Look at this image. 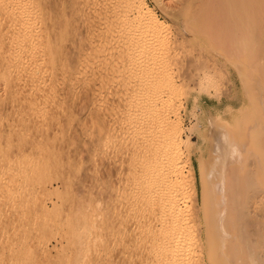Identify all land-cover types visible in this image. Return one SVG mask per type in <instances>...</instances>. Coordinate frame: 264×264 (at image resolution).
<instances>
[{
	"label": "rangeland",
	"instance_id": "obj_1",
	"mask_svg": "<svg viewBox=\"0 0 264 264\" xmlns=\"http://www.w3.org/2000/svg\"><path fill=\"white\" fill-rule=\"evenodd\" d=\"M145 1L163 23L157 32L146 28L122 0H10V8L0 10V264H149L145 255L157 232L144 239L143 229H137L141 221L157 220L160 229L161 220H171L167 206L175 204L187 243L203 232V205L212 187L203 179L209 166L224 159L221 168L228 161L222 145L218 153L223 155L213 151L214 134L244 137L240 143L253 133L251 144L256 140L263 149L264 2L249 0L257 6L243 16L246 26L242 19L235 27L233 17L226 21L232 22L229 28L225 11L219 6L209 10L201 0H189L193 10L188 13L181 7L185 0ZM180 9L184 17L177 15ZM234 29L257 35L245 55L244 44L231 41ZM130 44L137 54L126 58ZM9 66L19 69V78L11 77ZM168 119L178 124H165ZM170 126L179 136H169ZM172 139L184 142L173 146ZM248 144L244 148L252 147ZM212 153L218 156L210 164ZM153 156L161 170L173 161L175 174L160 180L161 174L145 165L154 164ZM217 157L224 158L218 162ZM234 166L232 173L239 169ZM216 170L214 176L223 173ZM239 171L236 180L246 170ZM249 191L234 196L240 193L245 199L238 197L237 203L253 230V222L264 223V192ZM81 220L93 229L83 233ZM197 256L208 264L204 255Z\"/></svg>",
	"mask_w": 264,
	"mask_h": 264
},
{
	"label": "bare ground",
	"instance_id": "obj_2",
	"mask_svg": "<svg viewBox=\"0 0 264 264\" xmlns=\"http://www.w3.org/2000/svg\"><path fill=\"white\" fill-rule=\"evenodd\" d=\"M10 0H0V10H1V12L4 10V12H5V10L7 9V8H10V5L8 6V5H6V3H8ZM123 1V4H124V6L126 7V9H128V10H130L129 12H133V13H135V14H137L138 16H140V21H142V23H143V25L146 27V28H151V30H153V31H156L158 28H160V29H162V26H163V23L158 19V17L155 15V13H153L151 10H150V8H149V6L147 5V3H146V1L145 0H122ZM194 1V0H193ZM193 1H192V4H193ZM203 3H205V2H207L206 3V8L208 7L209 8V10H211L212 8L210 7V6H214L213 8L215 9L216 8V10L218 9V6L220 7L219 9H221V10H224L225 11V13H226V15L229 17V19H228V17L226 16V19H225V22L227 21H230L233 17H237L236 19V22H234L233 20H235V18H233L231 21L233 22V25H235V27H238L239 25H241L243 22H239V21H241L242 19H244V21L246 20V18L247 17H249L248 15H250V13L247 15V13L249 12V11H251V13H252V8H253V10L255 9L254 7H256L257 5H251V4H248V2H249V0H247V1H245V0H205V1H203V0H201ZM201 1H199V2H201ZM263 2H264V0H262ZM261 1V2H262ZM160 2V1H159ZM198 2V3H199ZM201 2V3H202ZM185 3L186 4H184V2H183V4L184 5H182L181 4V7H183L184 6V10L186 11V13H188V12H190V11H192L193 9H192V7H193V5H192V7H191V2L189 3V0H185ZM202 3V4H203ZM14 5V4H13ZM187 7H186V6ZM263 5V4H262ZM16 6V5H15ZM197 6V5H196ZM198 6L200 7V9L202 10L203 8H201V4L199 5L198 4ZM217 6V7H216ZM250 6H252V8H250ZM254 6V7H253ZM185 7H186V9H185ZM261 7V6H260ZM194 8H195V6H194ZM224 8V9H223ZM263 10H264V6H262L261 7ZM179 8H177V10H178ZM204 9H205V5H204ZM203 9V10H204ZM247 9L249 10V9H251V10H249L248 12H246L247 11ZM20 10V9H19ZM202 10V11H203ZM213 10V9H212ZM180 11H181V9L177 12L178 14L177 15H180V14H182V16L183 15H185V11H184V13H180ZM197 11H199V8H198V10ZM196 11V12H197ZM0 12V13H1ZM12 12V11H11ZM182 12V11H181ZM195 12V11H194ZM245 13H246V18L245 17H243V16H245ZM254 14H255V11L253 12ZM9 14V13H8ZM175 14V13H174ZM188 16V15H187ZM2 17V16H1ZM5 17V16H4ZM178 17V16H177ZM184 17V16H183ZM182 17V18H183ZM231 18V19H230ZM132 19V18H131ZM227 22H226V24H227ZM232 22H230V23H228L227 24V26H229V28L231 27V25H232ZM246 22V21H245ZM131 23V22H130ZM133 23V22H132ZM131 23V24H132ZM234 23H236V24H234ZM131 24H130V28H131ZM246 24H247V22L245 23V26H246ZM127 25V24H126ZM134 25V24H133ZM132 25V26H133ZM142 25V24H141ZM140 26V25H139ZM126 27V26H125ZM129 28V29H130ZM133 28V27H132ZM131 28V29H132ZM135 28V27H134ZM233 28H234V26H233ZM22 29V28H21ZM125 29L126 28H124V31H125ZM138 29H141V27L140 28H138ZM231 30H232V28H231ZM128 31V30H127ZM131 31V30H130ZM134 31V30H133ZM233 31H235V29L233 30ZM20 32H22V31H20ZM157 32V31H156ZM13 33V32H12ZM5 34V33H4ZM23 34V33H22ZM156 34V33H155ZM159 34V33H158ZM14 35L17 37L19 34H17L16 35V32H14ZM21 35V34H20ZM130 35V34H129ZM160 35V34H159ZM159 35H157V36H159ZM232 35V34H231ZM15 36H13L12 38H15ZM23 36V35H22ZM21 36V37H22ZM132 36V35H131ZM137 36H138V34H137ZM256 36L257 35H255V33L253 32V33H244V32H241V31H235L234 33H233V37L231 38V41H232V43L233 44H235V43H240V44H244V46H243V49H242V52L241 53H243V51H245V53H246V47L248 46V44L249 43H251L254 39H256ZM130 37V36H129ZM134 37V36H133ZM136 37V36H135ZM141 37V36H140ZM139 37V38H140ZM9 38H11V37H9ZM8 38V39H9ZM28 38V37H27ZM138 38V37H137ZM7 39V38H6ZM18 39H19V37H18ZM142 39V38H141ZM233 39V40H232ZM14 40V39H13ZM16 40H17V38H16ZM134 40V39H133ZM9 41V40H8ZM20 41H23V40H20ZM24 41H25V38H24ZM27 41V40H26ZM135 41V40H134ZM7 42V41H6ZM11 42H13V41H11ZM29 42V41H28ZM130 42V41H129ZM136 42V41H135ZM141 42V41H140ZM17 43H20V42H18V40H17ZM24 43V42H23ZM132 43H134V42H132ZM14 44H15V42H14ZM137 44H139V42L137 43ZM8 45V44H7ZM22 45V44H21ZM140 45V44H139ZM12 46H13V44H12ZM18 46H20V44L18 45ZM130 46H132L131 44L128 46L127 45V47L130 49ZM134 46H136V44H134ZM145 46V45H144ZM147 46H149V45H147ZM146 46V47H147ZM3 47V46H2ZM152 47V46H151ZM5 48V47H4ZM132 48V47H131ZM133 48H135V47H133ZM138 48V47H137ZM129 49H128V51H126L128 54H127V56H126V58H131L132 57V55L133 54H137V52H133V51H131V49H130V51H129ZM136 49V48H135ZM145 49V48H144ZM143 49V50H144ZM2 50V49H1ZM0 50V51H1ZM126 50V49H125ZM134 50V49H133ZM146 50H148V49H146ZM10 51V50H9ZM12 51V50H11ZM138 51V50H137ZM8 52V51H7ZM125 52V51H124ZM142 52V51H141ZM144 52V51H143ZM4 53H5V51H4ZM145 53V52H144ZM167 53V52H166ZM245 53H243L244 55H245ZM3 54V53H2ZM125 54V53H124ZM140 54V53H139ZM152 54V53H151ZM231 54V53H230ZM153 55V54H152ZM156 55V54H155ZM160 55V54H159ZM232 55V54H231ZM125 56V55H124ZM134 56V55H133ZM165 56H167V54L165 55ZM243 56V55H242ZM135 57V56H134ZM137 57V56H136ZM141 57V56H140ZM162 57V56H161ZM231 57V56H230ZM148 58V57H147ZM234 58V57H233ZM5 59V58H4ZM8 59V58H7ZM10 59V58H9ZM133 59V58H132ZM143 59V58H142ZM141 59V60H142ZM126 60H128V59H126ZM139 60V59H138ZM147 60V59H146ZM156 60V59H155ZM12 60H10V62H11ZM14 61V60H13ZM161 61V60H160ZM165 61V60H164ZM9 62V63H10ZM141 62V61H140ZM12 63V62H11ZM17 63V62H16ZM21 63V62H20ZM42 63V62H41ZM13 64H15V63H13ZM13 64H12V66H13ZM0 65H1V63H0ZM13 67H15V66H13ZM53 67V66H52ZM17 68V67H16ZM8 69L9 70H11L12 68H11V66H9L8 67ZM33 69V68H32ZM19 70V69H18ZM18 70H16L15 71V68L14 69H12V74H10L9 72H7V73H9L10 75H11V77L14 79V77H16L17 76V74H18ZM51 70V69H50ZM3 71V70H2ZM38 71V70H37ZM37 71H35V72H37ZM2 73V72H1ZM5 76H6V74H5ZM18 76H20V74L18 75ZM17 76V77H18ZM19 78V77H18ZM9 79V78H8ZM7 79V80H8ZM12 79V80H13ZM11 80V79H10ZM18 80V79H17ZM14 81V80H13ZM19 81H21V80H19ZM21 83V82H20ZM19 84V83H18ZM10 86V85H9ZM11 87V86H10ZM14 89H15V87H14ZM15 91V90H14ZM26 92V91H25ZM155 96H156V94H155ZM156 101V100H155ZM134 102V101H133ZM145 102V101H144ZM150 102V101H149ZM130 105V104H129ZM154 105V104H153ZM133 106V105H132ZM152 106V105H151ZM140 107V106H139ZM153 107V106H152ZM144 108V107H143ZM161 109V108H160ZM148 110V109H147ZM162 110V109H161ZM131 111V110H130ZM139 111V110H138ZM136 112V111H135ZM144 112H146V111H144ZM164 112V111H163ZM140 114V113H139ZM141 114H143V113H141ZM162 114V113H161ZM178 114V113H177ZM135 115L136 114H134V117H135ZM145 115V114H144ZM129 116V115H128ZM145 117V116H144ZM177 117H178V115H177ZM152 118V117H151ZM159 119V118H158ZM257 119H259V117L257 118ZM256 119V120H257ZM178 120V119H177ZM261 120V119H260ZM259 120V121H260ZM169 121H172L171 119L169 120H167V122L165 123V124H167ZM174 121V120H173ZM176 121V120H175ZM169 122V124H174V125H177L178 124V122ZM160 122H161V120H160ZM147 123V122H146ZM145 123V124H146ZM177 123V124H176ZM262 123V122H261ZM260 122L258 123V124H261ZM159 124V123H158ZM131 125V124H130ZM174 125H172V126H174ZM142 126V125H141ZM169 126V125H168ZM261 126L262 125H260L259 127L261 128ZM130 127V126H129ZM175 127V126H174ZM178 127V126H177ZM161 128V127H160ZM171 128H173V127H171L170 126V130H168L170 133V135L169 136H171V134L173 133V135H174V133H175V135H177L178 133L177 132H174L175 130L176 131H178V129L176 128H173V129H175V130H173V129H171ZM258 128V127H257ZM256 128V130H258ZM127 129V128H126ZM129 129V128H128ZM137 129V128H136ZM260 130V129H259ZM259 130H258V133H260L259 132ZM137 131H138V129H137ZM141 131H142V129H141ZM145 131V130H144ZM254 131V130H253ZM260 131H262V130H260ZM178 132H180V131H178ZM248 132V131H247ZM250 132V131H249ZM139 133V132H138ZM143 133V132H142ZM168 133V132H167ZM177 133V134H176ZM256 133V132H255ZM257 133V135L259 136V134ZM261 133H263V131L261 132ZM250 134H251V132H250ZM141 135V134H140ZM167 135V138L169 137ZM241 135H243V134H241ZM240 135V136H241ZM248 135L249 134H247V138H248ZM252 136H250L251 138L253 137V133L251 134ZM134 136H135V132H134ZM178 136H179V134H178ZM234 135H232V136H230L229 134H222V133H219V132H216L215 134H214V137H213V147H212V149H213V151H217V154H222L221 152L220 153H218V151H220L219 149H220V145H222L221 146V148L222 147H224L223 148V151H222V149H221V151L222 152H224V151H227V156L228 157H225V155H226V152H224L222 155L226 158V160H228L227 161V163L225 162L224 164V166H225V168L223 169L222 167H224V166H222L221 165V168H222V171H223V173H220V178H219V176L218 175H215V176H218V178H219V180H218V178L217 179H214L213 178V176H214V174H213V171L215 172V169H219L218 170V172H217V170H216V174H219V171L221 170V168H220V166H218V164L220 165V163L221 162H224L225 160L223 159L224 157H222V158H219V157H217V161L219 162V160L220 159H223V161H221V162H219L218 164L215 162V160H216V158H215V156L217 155H213V153H212V158H210L211 159V162H210V164L211 163H213V161L215 162V164H213V166H209V167H212V169H213V167H215L214 165H216L217 164V167H219V168H214V170H212L211 169V171H207L208 172V174L209 175H207L206 174V176L204 177V179L203 180H205V178H208V182L209 183H211V184H209V183H207V185L206 186H208L209 187V185H212V187L210 186V192H209V196H208V200H207V204L206 205H203L204 207H205V214L204 215H206V218H205V220L203 221V229L204 230H202L203 232L201 233V235L196 239V240H191V242H189V243H187V239H186V237H184L183 236V234H181V233H184V231L186 230V228H184L185 230H182V228H181V226L183 225V220H181L182 219V217H181V212L179 211V209L178 210H175V207H174V205H171V203H169V205H171V206H167V207H169V211H168V213L169 214H166L171 220H167V218H166V220H165V224H167V226H165V224H163V222L164 221H162L161 220V224L160 225H162V229L160 228V229H158V227H156V225H155V222L156 223H158V221L157 220H143V221H141V222H143V224H141L139 221V219H138V223H140L141 224V227L139 226V228H137L138 230H140V229H143L142 231H141V235L143 236V238L145 239V237H147V235L148 236H150L151 235V232L154 230H156V232L157 233H155L154 234V232H153V234H152V236H153V243H149V245H148V247H147V249H148V251H146L147 252V254L145 255L147 258V260L148 259H150V260H148L149 261V264H201V261H202V256H201V260L199 259V257L197 256V255H204L203 257H205V260H207V263L208 264H264V223L263 222H253V223H255L254 225H256L255 226V229L253 228V230L251 229H248L249 227V225H247V223H246V220H244V216L246 217V213L244 214V216H243V214L242 213H244V211L242 212V211H240V208H243V207H241V205H240V202H238L237 203V198L238 197H240V196H242V195H239L240 193H237V195H235L234 196V194H236V192H238V191H242L243 192V190H244V192L247 190V189H250V191H252V190H257L258 191V189H259V191L261 190V191H263L264 192V147H263V143H262V141H261V145H262V148L263 149H261L260 148V143L259 142H257L258 143V145H256V140H255V143L254 144H251L252 143V141H254V139L253 140H251V138L249 137L248 139H250V145L252 146V147H254V149L256 148V146H257V148L254 150H252V147L250 148L249 147V149L248 148H244V147H247V146H244L245 144H248V139H247V143L246 142H244V141H242L241 140V142H244V143H242L241 144V142L240 143H238L237 141L238 140H240V139H243V138H240L239 136H238V138L237 137H234V139L235 140H233L231 137H233ZM257 136V137H258ZM138 137V136H137ZM174 137V136H173ZM173 137H171V138H173ZM255 137H256V135H255ZM257 137H256V139H257ZM261 137V136H260ZM134 138H136V136L134 137ZM145 138V137H144ZM170 138V137H169ZM168 138V139H169ZM171 138H170V140H171ZM174 138H176V137H174ZM227 138V139H226ZM240 138V139H239ZM259 138V137H258ZM262 138V137H261ZM138 139H139V137H138ZM140 139H141V136H140ZM139 139V140H140ZM167 139V140H168ZM180 139V138H179ZM224 139L225 140H227V142L225 143V144H222V142L224 141ZM260 139V138H259ZM176 139H172V142H173V146H174V144H176L175 142H178L179 144H180V142H179V140L178 141H175ZM135 141H138L137 139L135 140ZM257 141H258V139H257ZM264 141V140H263ZM140 142V141H139ZM144 142V141H143ZM184 142V141H183ZM182 142V143H183ZM142 143V142H141ZM167 143V142H166ZM170 143V141H168V144ZM177 143V145H178V147L182 144H178ZM224 143V142H223ZM171 144V143H170ZM244 144V145H243ZM248 144V145H249ZM141 145V144H140ZM147 145V144H146ZM172 145H170V146H172ZM177 145H175V146H177ZM224 145V146H223ZM241 145H243V146H241ZM255 145V146H254ZM152 146V145H151ZM169 146V145H168ZM149 148H150V146H148ZM135 148V147H134ZM138 148H140L139 146H138ZM170 148H172V147H170ZM177 147H175V149H176ZM180 148V147H179ZM178 148V150H180ZM226 148V149H225ZM143 149V148H142ZM141 149V150H142ZM246 149H248V150H246ZM140 150V149H139ZM171 150V149H170ZM172 150H173V148H172ZM171 150V151H172ZM259 150L261 151V154L259 153ZM153 151H155V150H153ZM171 151H169V152H171ZM173 151H175V150H173ZM172 151V152H173ZM246 151H248V152H246ZM253 151H257L256 152V154H254L253 153ZM263 151V152H262ZM143 152H145V151H143ZM175 152H178L177 150L175 151ZM244 152L245 153H248L247 155L246 154H244ZM146 153V152H145ZM150 153H152V152H150ZM178 153H181V152H178ZM250 153V154H249ZM252 153V154H251ZM148 154V153H147ZM157 154V153H156ZM215 154V153H214ZM243 154H244V156H243ZM153 155H155V154H153ZM165 155V154H164ZM177 155H180V154H177ZM246 155V156H245ZM252 155H253V158L251 159V157H252ZM147 156V155H146ZM167 156V155H166ZM166 156H164L165 158H166V160H168V156L166 157ZM171 156H173V155H171ZM218 156V155H217ZM251 159V162H249L250 160L248 159V157ZM143 157H145V154H144V156ZM142 157V158H143ZM154 158H155V156H153ZM162 157V156H161ZM160 157V158H161ZM247 157V158H246ZM141 158V159H142ZM154 158H153V160L152 161H150V162H152V164H153V161H155L154 162V164L155 163H157L158 162V160H156V158H155V160H154ZM174 159H175V157H173ZM219 158V159H218ZM230 158V159H229ZM143 159H146V157L145 158H143ZM157 159H159V157L157 158ZM171 158L169 157V160H170ZM173 159V160H174ZM209 159V160H210ZM148 160V156H147V159H146V161ZM163 160H165V159H163ZM162 160V161H163ZM172 160V159H171ZM170 160V161H171ZM248 160V161H247ZM144 161V160H143ZM157 161V162H156ZM160 161V160H159ZM172 162L173 161H171V163L168 161L167 162V167H165V169H164V165H163V170H161L162 169V167H161V169L158 167L159 166V164L160 163H157V165L155 164H153V165H151L150 167H149V165H147L146 164V162H145V165L148 167V169L149 170H153V171H155V175H157L158 174V176H159V173L161 174L160 176L162 177V179H160V180H163L164 181V179L163 178H165V175H167V174H173L172 172H173V169H175V167H177L176 166V164L173 166L172 165ZM175 162L177 163V161H176V159H175ZM174 162V163H175ZM209 162V161H208ZM234 163V165L236 164V165H238L239 166V169H240V171H239V169L237 168L236 170L237 171H239V172H241L242 170H246L245 171V173L244 172H241V173H243V174H241V175H243L242 177L243 178H241V180H239V177H238V179L236 180V177L239 175H237V173H236V170H234L233 171V173H232V168L231 167H233L234 165L233 164H231V163ZM148 163V162H147ZM163 163V162H162ZM202 164V163H201ZM227 164V165H226ZM140 165V164H139ZM142 165V164H141ZM162 164H160V166H161ZM233 165V166H232ZM143 167H144V164H143ZM203 168H205L204 166H202ZM230 167V168H229ZM235 168H236V166H234ZM234 167H233V169H234ZM202 168V169H203ZM142 169V168H141ZM148 169H146V167H145V170H148ZM206 169V168H205ZM160 171V172H157V171ZM176 170V169H175ZM174 170V171H175ZM208 170H210V169H208ZM222 171H220V172H222ZM135 172V171H134ZM157 172V173H156ZM176 172V171H175ZM202 172H203V170H202ZM210 172H211V175L213 174V176L212 177H210L211 175H210ZM225 172V173H224ZM236 173V175H235V173ZM238 172V173H239ZM149 173V172H148ZM148 173H147V175H148ZM179 173V172H178ZM143 174H144V172H143ZM175 174V173H174ZM173 174V175H174ZM223 174V175H222ZM246 174V175H245ZM255 174L256 175H258L257 177H259V180H258V178H256V176H255ZM164 175V176H163ZM179 175V174H178ZM177 175V176H178ZM233 175H234V177H233ZM138 176V175H137ZM157 176V177H158ZM169 176V175H168ZM176 176V177H177ZM179 176H182V175H179ZM210 178H209V177ZM214 176V177H215ZM226 176V177H225ZM254 176V177H253ZM152 177V176H151ZM241 177V176H240ZM214 180H213V179ZM235 178V179H234ZM245 178V179H244ZM254 178H255V180H254ZM155 179V178H154ZM158 179H159V177H158ZM166 179V178H165ZM174 179V178H173ZM177 179V178H176ZM179 179V178H178ZM177 179V180H178ZM182 179H185V178H182ZM182 179H180V181L182 180ZM211 179V181H209ZM156 180V179H155ZM207 180V179H206ZM215 180H217V181H215ZM147 181H148V179H147ZM154 181V180H153ZM158 181V180H157ZM168 181V177H167V180H166V183H168L167 182ZM183 181V180H182ZM181 181V182H182ZM170 182V181H169ZM238 182H241V185H240V183H238ZM164 183V182H163ZM174 183H177V181L176 182H173V185H174ZM179 183V182H178ZM170 185H172V182H170L169 183ZM238 184H239V186H240V188L241 187H243L242 189H239L238 187ZM140 185H142V184H140ZM157 185V184H156ZM230 186H231V188H230ZM238 186V187H237ZM247 186V187H246ZM158 187V186H157ZM257 188V189H255V188ZM147 188V187H146ZM138 189V188H137ZM152 189V188H151ZM252 189V190H251ZM234 190V191H233ZM249 191V192H250ZM253 191V192H254ZM243 192V193H244ZM252 192V193H253ZM263 192H262V194H263ZM246 193V192H245ZM256 193V192H255ZM259 193H261V192H259ZM258 193V194H259ZM143 194V193H142ZM145 194V193H144ZM249 193H247L246 195H248ZM251 194V193H250ZM239 195V196H238ZM245 195V194H244ZM245 195V196H246ZM252 195H254V194H252ZM252 195H250L251 196V198L253 197ZM256 195V194H255ZM260 195V194H259ZM244 196V197H245ZM257 196V195H256ZM264 196V195H263ZM247 197V196H246ZM241 198V197H240ZM243 198V197H242ZM241 198V199H242ZM250 198V199H251ZM261 198H262V200H263V197L261 196ZM250 199H249V201H250ZM255 199V198H254ZM259 199H260V197H259ZM259 199H258V201H259ZM163 200V199H162ZM242 200H244L245 201V199L243 198ZM252 200V199H251ZM161 201V200H160ZM169 201V200H168ZM174 201V200H173ZM257 201V200H256ZM261 201V200H260ZM264 201V200H263ZM143 202V201H142ZM162 202V201H161ZM160 202V203H161ZM242 202V201H241ZM251 203V202H250ZM264 203V202H263ZM151 204V203H150ZM162 204V207H163V203H161ZM167 204V203H166ZM244 204V203H243ZM246 204V203H245ZM244 204V207L245 206H247V205H245ZM248 204V203H247ZM251 204H253V202L251 203ZM250 204V205H251ZM158 205V204H157ZM250 205H248L249 206V208H250ZM254 205V204H253ZM255 205H257V204H255ZM152 206V205H151ZM156 206V205H155ZM176 206V205H175ZM247 206V207H248ZM166 207V206H165ZM166 207V208H167ZM246 207V208H247ZM134 209V208H133ZM139 209V208H138ZM161 209V208H160ZM163 209H164V207H163ZM152 210V209H151ZM250 210V209H249ZM167 211H165V212H167ZM252 211V210H251ZM250 211V212H251ZM152 212H154V211H152ZM151 212V213H152ZM204 212V211H203ZM150 213V212H149ZM249 214V213H248ZM153 215V214H152ZM161 215V214H160ZM250 215V214H249ZM133 216V215H132ZM165 216V215H164ZM166 216V217H167ZM248 216V215H247ZM250 217V216H249ZM149 218V217H148ZM147 218V219H148ZM157 218V217H156ZM159 219V218H158ZM162 219H164V218H162ZM248 219V218H247ZM93 221V220H92ZM92 221H90L91 223H92ZM109 221V220H108ZM249 221V220H248ZM76 222V221H75ZM104 222V221H103ZM112 222V221H111ZM136 222V223H137ZM185 222V221H184ZM189 222V221H188ZM197 222V221H196ZM137 223V224H138ZM191 223V222H190ZM249 223H251V222H249ZM94 224V223H93ZM185 224V223H184ZM79 225H80V227H81V229L80 230H82L83 229V233H86V232H89L91 229H93V228H91V227H93V225H91V226H89L88 225V223H87V220H81L80 221V223H79ZM79 225H77V226H79ZM186 225V224H185ZM76 226V225H75ZM197 226V225H196ZM110 227H111V225H110ZM115 228V227H114ZM151 228V229H150ZM21 229V228H20ZM150 229V230H149ZM188 229H189V227H188ZM76 230V229H75ZM104 230V229H103ZM137 230V231H138ZM77 231V230H76ZM245 231H247V233H244ZM13 232V231H12ZM15 232V231H14ZM94 232V231H93ZM197 233V232H196ZM93 234V233H92ZM87 235V234H86ZM136 235V234H135ZM138 235V234H137ZM139 235H140V233H139ZM187 235H190V234H187ZM194 235V234H193ZM22 236H24V235H22ZM76 236H77V234H76ZM75 236V237H76ZM152 236H151V238H152ZM192 236V235H191ZM79 237V236H78ZM87 237V236H86ZM28 238V237H27ZM193 238V237H192ZM147 239V238H146ZM26 240V239H25ZM88 240V239H87ZM94 240V239H93ZM151 240V241H152ZM75 241V240H74ZM95 241H96V239H95ZM147 241H149V240H147ZM190 241V240H189ZM10 242V241H9ZM18 242H19V240H18ZM78 242V241H77ZM114 243V242H113ZM187 243V244H186ZM23 244V243H22ZM28 244V243H27ZM77 244V243H76ZM87 244V243H86ZM88 244H90V243H88ZM93 244V243H92ZM2 245V244H1ZM78 245L79 246H81L82 245V242H81V245H80V243H78ZM5 246V245H4ZM7 247V246H6ZM5 247V248H6ZM89 247V246H88ZM87 247V248H88ZM104 247V246H103ZM139 247V246H138ZM27 248H29V247H27ZM81 248V247H80ZM84 248V247H83ZM86 248V247H85ZM97 248V247H96ZM24 249V248H23ZM31 249V248H30ZM98 249V248H97ZM145 249H146V247H145ZM12 250V249H11ZM25 250V249H24ZM85 250V249H84ZM87 250V249H86ZM90 250V249H89ZM101 250V249H100ZM106 250V249H105ZM199 250H200V252H199ZM2 251H4V250H2ZM9 251V250H8ZM19 251V250H18ZM29 251V250H28ZM16 252H17V250H16ZM23 252H25V251H23ZM88 252V251H87ZM97 252V251H96ZM127 252V251H126ZM11 253V252H10ZM35 253V252H34ZM33 253V254H34ZM83 253V252H82ZM198 253V254H197ZM12 254V253H11ZM18 254H19V252H18ZM20 254H21V252H20ZM5 255V254H4ZM25 255V254H24ZM140 255V254H139ZM11 256H13V255H11ZM81 256V255H80ZM8 257V256H7ZM33 258V257H32ZM35 258V257H34ZM79 258V257H78ZM100 258V257H99ZM14 259H15V257H14ZM17 259V258H16ZM15 259V260H16ZM20 259H21V257H20ZM22 259H23V261H24V258L22 257ZM97 259V258H96ZM101 259V258H100ZM99 259V262L101 261ZM7 261V260H6ZM50 261V260H49ZM84 261V260H83ZM107 261V260H106ZM1 262H2V260H1ZM10 262H12V261H10ZM19 262V261H18ZM24 262H26V261H24ZM38 262V261H37ZM89 262V261H88ZM93 262H94V259H93ZM13 263H14V261H13ZM12 263V264H13ZM17 263V262H16ZM15 263V264H16ZM20 263H22V261H20ZM29 263V262H28ZM35 264H36V262H34ZM101 263V262H100ZM107 263V262H106ZM114 263V262H113ZM6 264V263H5ZM24 264V263H23ZM26 264V263H25ZM37 264H39V263H37ZM48 264V263H47ZM81 264V263H80ZM90 264V263H89ZM205 264V263H204Z\"/></svg>",
	"mask_w": 264,
	"mask_h": 264
}]
</instances>
